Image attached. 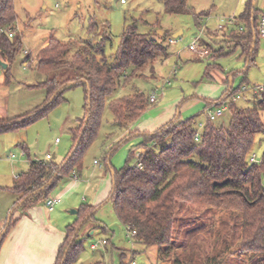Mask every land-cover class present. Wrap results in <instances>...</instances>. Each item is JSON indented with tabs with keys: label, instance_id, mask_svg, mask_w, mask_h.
I'll list each match as a JSON object with an SVG mask.
<instances>
[{
	"label": "trees",
	"instance_id": "trees-1",
	"mask_svg": "<svg viewBox=\"0 0 264 264\" xmlns=\"http://www.w3.org/2000/svg\"><path fill=\"white\" fill-rule=\"evenodd\" d=\"M161 2L168 14L190 12L188 0ZM262 15L264 12L252 5V0H247L243 11L231 21L234 27L228 33L227 42L239 47L248 57V62L256 52ZM15 19L13 0H0V27L10 25ZM94 26H91V31ZM107 30L103 33L98 31L99 37L95 41L74 39L62 42L50 37L39 51L36 63V69L45 76L35 85L46 90L43 102L32 111L11 117L7 122L0 120V133L25 127L62 102L66 90L83 87L84 115L68 129L72 139L68 154L60 161H55L53 157L48 160L28 159L27 169L13 178L11 186L6 188L16 196L14 205L37 191L18 207L22 210L46 200L64 176L80 173L84 153L100 128L105 100L120 85L122 78L126 82L131 76L139 75L145 67L153 69L157 60L170 56L165 38L171 33L163 31L158 38L150 37L139 33L135 22H132L123 29L113 61H110L104 52V45L110 39ZM252 43L254 47L251 50ZM203 44L210 49L211 58L224 54L222 48L213 50L208 44ZM20 46L18 35L14 34L11 38L0 35V62L7 65L3 69L6 82ZM26 59H29L28 56ZM214 67L218 65L208 64L205 74L208 75ZM129 68L130 73L126 74ZM55 92L54 98L48 102ZM235 92L232 86L230 89L227 86L214 104L219 106L224 98ZM149 104V96L135 90L127 96L110 100L108 107L113 123L126 130ZM227 110L230 112L228 125H217L207 118L198 133V140L194 139L197 133L193 127L194 117L183 120L179 116L173 117L155 131L145 132L141 135L143 141L138 145L142 151L136 154L134 165L126 162L121 168H113L109 159L114 149L105 152L104 166L113 182L111 192L96 207L87 204L79 206L76 219L65 227L66 237L58 248L54 264H71L77 259L85 235L79 238L76 227L83 220L81 225L94 219L95 212L89 217L87 215L106 202L112 203L124 227L136 230L135 243L156 247L159 263L170 258H173L172 264H193L196 261L194 252L190 253L188 249L171 256L173 235L180 225L179 211L190 205L212 211L219 221L225 213L237 219L240 230L238 252L249 255V264H264V150L258 162L249 161L255 136L264 134V90L256 94L251 105L238 107L230 102ZM80 134V141L75 146ZM134 134L135 131H128L129 136ZM69 154L70 158L63 164ZM130 156L133 157V150ZM41 187L44 188L39 190ZM12 216L5 233L0 236V244L15 224ZM186 224L182 221L180 227ZM99 227L106 231L104 226ZM210 231L212 236L221 233L217 230V234L213 235L212 228ZM212 247L216 249V246ZM134 253L135 250H132Z\"/></svg>",
	"mask_w": 264,
	"mask_h": 264
},
{
	"label": "rangeland",
	"instance_id": "rangeland-1",
	"mask_svg": "<svg viewBox=\"0 0 264 264\" xmlns=\"http://www.w3.org/2000/svg\"><path fill=\"white\" fill-rule=\"evenodd\" d=\"M246 2L188 0L189 13L168 14L161 0H126L124 4L118 0H13L16 19L9 26L20 37L21 46L10 65L8 82L3 78V69H0V120L7 122L11 117L32 111L43 102L46 90L35 85L44 80L45 76L36 69V63L39 51L50 37L62 42L74 39L95 41L99 37L98 31L103 33L108 28L110 39L104 45V52L113 61L112 56L117 50L120 35L132 22H135L139 33L150 37L162 36L157 33L158 30L169 33L181 31L175 43L168 42L170 36L165 38L169 46V57L157 60L153 69L145 67L139 71V75L131 76L126 82L122 78L120 85L106 98L100 128L95 140L84 153L80 171L83 179L87 177L93 183L90 190L93 191L96 189L95 178L98 172L105 170V152L114 149L109 159L113 168H121L126 162L134 165L135 151L143 141L141 135L129 136V128L121 129L113 123L108 107L110 100L127 96L135 90H140L147 97L155 91L158 100L149 104L141 114L138 125L151 121V113H155L153 110L166 104L174 106L173 116L178 113L180 120L194 117L193 127L197 133L202 129L200 123L207 120V110L218 108L214 102L227 88L229 83H225L226 78L228 82L231 80L233 90L238 95L234 104L238 107L251 105L258 94L254 86L264 85V36H259L251 62H248V57L239 47H233L227 42L228 33L234 27L231 21L243 11ZM254 5L264 12V0H254ZM219 25L223 26L221 30H217ZM91 26L95 27L93 31ZM196 38L198 45L206 43L213 50L222 48L224 54L211 58L208 49L209 56L196 57L189 50L191 42ZM24 50H27L28 55L23 53ZM27 56L29 59H26ZM208 64H217L218 67L211 68L206 75ZM128 73L130 68L126 71ZM166 80L170 82L161 88ZM62 97L64 100L45 116L25 127L0 133V233L14 207L11 202L16 201L15 194L4 188L12 184L14 174L27 169L28 159L45 160V155L50 153L54 154L55 161H60L70 151L72 139L67 126L71 123L73 125L76 119L84 115L85 93L83 87L78 86L66 90ZM229 119L230 112L225 110L214 123L225 127ZM66 121L68 123L64 124ZM55 138L61 142L56 144ZM132 150L133 157L130 156ZM263 150L264 134L259 133L255 136L250 154L255 155L259 161ZM12 155L17 158H11ZM94 161H98L101 166L95 165ZM73 193H76V206L62 202L55 207V211H60L63 216H56L52 222L55 226L59 222L64 228L77 216L69 211L76 210L82 204L89 205V201H82V197L88 199V192L83 187L76 188ZM9 204L10 208L6 211ZM57 213L54 212V215ZM23 214L25 211L21 208L15 209L13 221ZM213 214L203 207L184 206L179 211L178 220L180 225L182 221L187 224L183 228L180 225L176 227L171 256L188 249L190 253L194 252L196 261L193 264H249V255L237 250L240 234L238 220L225 213L219 221ZM97 222L106 231L95 229L94 234L88 236L92 225ZM211 228L213 235L221 230L220 235L212 236ZM77 232L79 238L84 235L85 238L81 252L71 264H129L133 260L136 264H148L153 260L152 250L148 256L138 252L141 247L138 243L131 245L127 231L117 218L111 202L102 204L95 211L94 219L81 225ZM13 235L12 226L4 240H9ZM102 240H106L107 244L103 245L100 242ZM93 243L98 245L97 249L90 248ZM26 245L33 247V238ZM213 245L216 249H213ZM197 248V251H192ZM132 250H136L134 254ZM209 259L212 261L208 262ZM172 261L173 258H170L164 264H172Z\"/></svg>",
	"mask_w": 264,
	"mask_h": 264
},
{
	"label": "crops",
	"instance_id": "crops-1",
	"mask_svg": "<svg viewBox=\"0 0 264 264\" xmlns=\"http://www.w3.org/2000/svg\"><path fill=\"white\" fill-rule=\"evenodd\" d=\"M203 45H206V43ZM3 78H4V73H3ZM161 93H163V91ZM157 100H158V97H157ZM153 112H155L154 113L155 116L153 113H151V116L153 118L151 121L138 125V122H139L138 120H140L141 118V115H140L139 118L136 120L137 122L135 121L136 123L134 122V124L130 126L131 129L129 127V131H135V134L132 136H140L136 133L153 132L159 127H161L162 125H164L165 123H167L173 117H175L173 116L175 115L174 114L175 111H174V106L172 105L164 104L154 109ZM66 123L68 122L66 121L64 124ZM75 124H76V120L74 121L73 125L71 123V125L67 127L70 128L74 126ZM204 124L205 122L203 124L200 123V126H203ZM60 142H61L60 140L58 142L55 141L56 144L57 143L59 144ZM140 151H142V149L138 148L135 151V153L138 154L140 153ZM22 156H24V154ZM51 157L54 158L55 157L54 154H52ZM11 158H17V157L14 156ZM94 164L97 166H101L99 162L97 163L94 162ZM27 167H28V161H27ZM20 172L18 173L16 172L14 176L12 177V179L15 178ZM95 181H96V187H95L96 189H94L93 191H90L93 188V185H92L93 183L90 182V180L88 181L87 177H84L83 179L80 173L79 174L73 173L72 175H68V176L66 175L56 184V186L53 188V190L49 194V197L58 196L61 198V202L59 204H62V202L64 203L66 202L68 206H72V205L76 206L75 197H74L76 193H73V192L76 188L83 187V190H86V193L88 192L87 193L88 199L86 197H82V201L83 202L89 201L88 202L89 205L96 207L100 205L108 197V195L111 192V187H112L111 174L107 171V169L103 170L100 173L98 172V175L96 176ZM59 183H62V184L58 186ZM10 186H5L4 188L10 187ZM11 203L14 204V202H11ZM10 205L11 204L7 206L6 211L9 210ZM55 207L52 210H48L45 205V200H44L41 203L32 205L26 210H23L25 211V214H23L20 218H17L15 220V224L13 225L14 235L9 240H3L2 243L0 244V264H54L56 256H57L58 248L63 243L66 237V232H65L66 226L63 228L59 224V222L58 224L56 223L57 224L56 226L52 224L53 220L57 218L56 216L60 215L61 217H63L60 211L59 213H57L58 210L55 211ZM77 209L75 213L76 215H77ZM54 212L57 213V215H54ZM62 219L65 221L64 218ZM99 225L101 224H99L98 222L95 223V225H92L91 227L92 231L88 234V236H92L94 234L93 230L95 229L102 230L99 227ZM31 238H33V247H29L26 245V242L30 241ZM106 244H107V241L103 245H106ZM139 245L141 247L138 252H142L143 254L150 256L149 253L151 252V250L153 251V254H152L153 260L152 262H149L148 264L168 263L167 261L169 259L165 261H161L162 263L158 262L156 247L154 246L146 247L143 244H139Z\"/></svg>",
	"mask_w": 264,
	"mask_h": 264
},
{
	"label": "built area",
	"instance_id": "built-area-1",
	"mask_svg": "<svg viewBox=\"0 0 264 264\" xmlns=\"http://www.w3.org/2000/svg\"><path fill=\"white\" fill-rule=\"evenodd\" d=\"M118 2L120 4H124L126 3V0H118ZM223 28V26L219 25L218 26V29L217 30H221ZM258 32H259V35L262 37L264 36V15L261 16L260 18V21H259V25H258ZM1 34H5L7 35L9 38L13 37L14 34H15V31L14 29L9 26V25H6V26H1L0 27V35ZM175 39L176 38H172L170 37L168 39V42L169 43H175ZM198 39H194L190 46H189V50L192 51L196 57L198 58H204L206 56H209V50L205 47H203L202 45H198L197 43ZM24 54H28L27 53V50H24L23 51ZM0 69H1V66H0ZM170 81L169 80H166L161 88H163V86L166 84V83H169ZM254 89L256 92H260V91H263L264 90V85H257V86H254ZM162 92V91H161ZM238 98V95L236 94H231L229 95L228 97L224 98L221 102H220V105L218 106L217 109H215L214 111H211L210 109L207 110V118L210 119V120H215L217 117L221 116L223 111L227 110L228 108V104L230 102H234L236 99ZM157 101V94L155 91H153V93L149 96V102L150 103H155ZM221 106V107H220ZM220 107V108H219ZM199 138V134L196 133L195 136H194V139L195 140H198ZM56 142H58L59 140L56 138L55 140ZM24 153H22L23 155ZM11 157H14V155H12ZM51 157V154L50 153H47L45 155V160H48L49 158ZM249 161L250 162H258L257 158L255 155H251L249 157ZM95 163H97L98 161H94ZM137 166H141L140 163H137ZM61 202V198L58 197V196H51V197H48L46 200H45V205L47 207L48 210H52L54 209V207L56 205H58L59 203ZM126 231H127V236L130 240V243L131 245H134L135 244V236L137 234L136 230L131 228V227H128L126 226L125 227ZM102 244H105L106 241L102 240L100 241ZM90 247L92 249H96L98 247V245L95 243L91 244ZM129 264H136V262L133 260L131 261Z\"/></svg>",
	"mask_w": 264,
	"mask_h": 264
},
{
	"label": "water",
	"instance_id": "water-1",
	"mask_svg": "<svg viewBox=\"0 0 264 264\" xmlns=\"http://www.w3.org/2000/svg\"><path fill=\"white\" fill-rule=\"evenodd\" d=\"M252 5H254V0H252ZM158 33L159 34H163V31L162 30H158ZM181 35V31H178V32H174V33H172L171 34V37L172 38H177V37H179ZM253 47H254V43H252V45H251V50L253 49ZM251 50H250V52H251ZM0 66H1V68H6V64L5 63H2V62H0ZM229 84H228V89H230L231 88V86H232V84H231V80H229V82H228ZM55 94H56V92L51 96V98L49 99V101L48 102H50L53 98H54V96H55ZM46 104H48V103H46ZM43 108V107H42ZM178 117V113L176 114V116H175V118H177ZM136 134H138V135H143L144 133H136ZM80 137H81V134L79 135V137L77 138V140H76V143H75V146L79 143V141H80ZM70 156H71V154H69L68 155V157H67V159H65L64 160V162H63V164H65L66 162H67V160L70 158ZM57 174V172H55V175ZM112 184H113V182H112ZM44 187H41L39 190H41V189H43ZM34 192H37V191H34ZM33 192V193H34ZM33 193H30L29 195H27L26 197H24L22 200H20L16 205H14V207L11 209V211H10V213H9V215H8V219H7V223H6V225H5V227H4V229L2 230V232L0 233V236H2L4 233H5V231H6V229H7V226H8V224H9V221H10V218H11V216H12V214H13V212H14V210L15 209H17L31 194H33ZM96 209H98V207L96 208ZM96 209L95 210H93L89 215H87V217H89L91 214H93L95 211H96ZM71 213H76V210H71L70 211ZM86 217V218H87ZM85 218V219H86ZM84 221V220H83ZM82 221V222H83ZM82 222L76 227V229H75V232H77L78 231V229H79V227L81 226V224H82Z\"/></svg>",
	"mask_w": 264,
	"mask_h": 264
}]
</instances>
